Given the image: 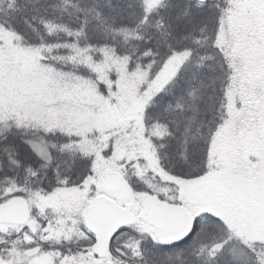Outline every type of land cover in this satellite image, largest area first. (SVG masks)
<instances>
[{
  "label": "snow or ice",
  "instance_id": "6c2138e0",
  "mask_svg": "<svg viewBox=\"0 0 264 264\" xmlns=\"http://www.w3.org/2000/svg\"><path fill=\"white\" fill-rule=\"evenodd\" d=\"M0 264H264V0H0Z\"/></svg>",
  "mask_w": 264,
  "mask_h": 264
}]
</instances>
